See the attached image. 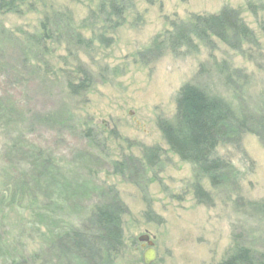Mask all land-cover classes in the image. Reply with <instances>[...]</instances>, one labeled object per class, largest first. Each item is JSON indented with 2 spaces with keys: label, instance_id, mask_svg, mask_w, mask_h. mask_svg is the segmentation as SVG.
I'll return each instance as SVG.
<instances>
[{
  "label": "rangeland",
  "instance_id": "rangeland-1",
  "mask_svg": "<svg viewBox=\"0 0 264 264\" xmlns=\"http://www.w3.org/2000/svg\"><path fill=\"white\" fill-rule=\"evenodd\" d=\"M3 3L0 107L17 110L10 117L0 114V164L5 172L17 160L30 164L7 149L20 121L24 138L78 186L71 209L55 212L60 227L82 225L80 212L113 193L126 210L124 247L114 264H143V236L153 243V264H218L236 244L264 253V144L251 133L242 136L239 148L219 144L214 156L231 169L228 181L213 187L206 177L194 178L192 166L168 149L157 126L173 121L186 84L238 113L264 112V0ZM222 9L238 14L253 43L232 50L214 37L191 36L176 49L162 44L157 57L148 51L154 40L167 41L175 27ZM222 64L246 79L228 88L214 68ZM147 148L157 153L152 167L143 160ZM124 162V172L113 170L112 164ZM194 184L210 202L195 199ZM61 200L66 204L63 195ZM26 229H19L24 238Z\"/></svg>",
  "mask_w": 264,
  "mask_h": 264
},
{
  "label": "trees",
  "instance_id": "trees-1",
  "mask_svg": "<svg viewBox=\"0 0 264 264\" xmlns=\"http://www.w3.org/2000/svg\"><path fill=\"white\" fill-rule=\"evenodd\" d=\"M4 1L0 0V8L7 7ZM192 22L175 27L164 43L154 40L148 51L155 52L157 57L163 46L176 49L189 44L191 36L202 40L214 37L232 50H240L242 45L254 41L252 31L231 9H222L216 15L197 16ZM214 68L228 88L233 89L240 80L246 79L239 70L229 72L226 64L214 65ZM69 89L73 93L77 90L72 86ZM16 110L10 105L1 106L0 114L10 117ZM22 126L20 121L15 123L19 135L9 138L7 149L16 156L28 157L30 164L17 160L8 172L0 164V264H114L115 256L124 247L121 218L125 208L112 193L108 201L80 212L79 216L84 218L82 225L60 227L61 218L55 212L66 207L71 209L78 186L64 177V170L55 160L24 138L23 129L18 128ZM157 126L168 149L192 166L194 178L206 177L213 187L224 185L231 169L214 156L219 144L239 148L246 133L255 135L264 144L263 111L238 113L223 99L210 96L192 84L179 90L173 121L160 120ZM142 155L146 165L152 167L157 158L155 149H144ZM126 166L125 162L112 164L118 173L124 172ZM193 193L199 203L210 202L198 184L193 185ZM62 195L66 204L61 200ZM46 198H50L47 203ZM26 228L28 234L24 238L19 229L25 233ZM218 264H264V253L236 244Z\"/></svg>",
  "mask_w": 264,
  "mask_h": 264
},
{
  "label": "water",
  "instance_id": "water-1",
  "mask_svg": "<svg viewBox=\"0 0 264 264\" xmlns=\"http://www.w3.org/2000/svg\"><path fill=\"white\" fill-rule=\"evenodd\" d=\"M142 243V247H147L142 255L143 264H153L156 259V253L153 249V243L149 240L148 236H143L138 239Z\"/></svg>",
  "mask_w": 264,
  "mask_h": 264
},
{
  "label": "flooded vegetation",
  "instance_id": "flooded-vegetation-1",
  "mask_svg": "<svg viewBox=\"0 0 264 264\" xmlns=\"http://www.w3.org/2000/svg\"><path fill=\"white\" fill-rule=\"evenodd\" d=\"M147 247H145L144 251L146 250Z\"/></svg>",
  "mask_w": 264,
  "mask_h": 264
}]
</instances>
